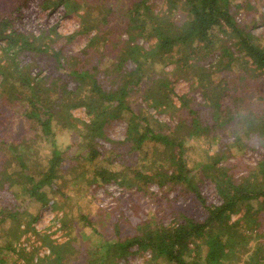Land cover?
<instances>
[{
	"label": "rangeland",
	"instance_id": "obj_1",
	"mask_svg": "<svg viewBox=\"0 0 264 264\" xmlns=\"http://www.w3.org/2000/svg\"><path fill=\"white\" fill-rule=\"evenodd\" d=\"M21 1L0 0V7L9 9L13 16L15 13V23L18 27L31 33L26 32L28 40H33V36L38 35L43 29H49L47 30L49 36L45 39L47 41L45 43H49L46 51H24L21 63L25 65V75L29 73L32 76L38 72L40 75H45L56 72L53 76L58 83L52 84L47 80L48 77H45V86L47 87L45 91L51 97L58 98V94L63 92L62 88L65 89V83H62L63 77H70L65 72L61 73L62 67H57L53 51L61 49L62 55L72 57L71 62L74 63H77V60L79 62L81 60L83 63L90 62L95 54L90 53L89 58L82 54L87 51L88 36L85 27L92 29V21H95L101 28L111 30L112 42L117 40L118 35L122 39L125 33L120 24H123L127 17V9L139 0H77L82 1L84 5L77 3L78 6L74 7L72 2L69 4V12L66 11L69 9L63 4L56 5L58 0H27L26 4L24 2L23 5L17 6ZM44 1L50 3L48 8H43ZM236 2L240 3V6L232 8V12L239 28H245L255 35L257 43L264 47V0L231 1L234 4ZM147 4L150 5L153 13L162 18L163 22L180 25L190 16L187 5L182 1L177 0L175 5H169L166 0H147ZM4 6L10 7L3 8ZM109 7H111V12L105 19L109 18L110 24L104 23V17L107 15ZM85 10L90 16L87 14V20L83 21L80 14ZM19 11L22 15L20 19L17 18ZM140 13L148 14L149 12L147 10L143 12V9H140ZM52 27L54 31L50 30ZM219 29L220 26L212 31V43L208 47L198 50L197 53L189 54L187 63L177 69L178 73L174 69L173 63L164 66L163 71L167 73L171 82L169 84L172 88L170 96L174 106L162 103L159 108L155 109L150 106V103H147V101L150 102L149 100L141 98L137 92H131V96L127 100L130 101L134 97L139 100L132 105L133 112L138 116L137 120L140 123L151 125L157 129L163 123L165 127H160L162 132H168L178 119H182L188 124L189 118L192 116L189 112L190 109L181 107V99L178 97L187 93L194 100L203 101L201 91L191 81L192 77L197 76L198 80L201 77V82H204L203 85L207 88L210 89L208 81H211L216 84L217 89L224 91L226 100L230 101L236 115L242 116L247 111L258 113L264 110V74L254 70L250 62L249 70L241 71L238 67L248 63L242 54L236 55L232 59L227 56L221 59L219 55L223 46L230 45V49L237 54L241 52V49L238 48L237 38L229 27L226 26L223 30ZM42 39H37L36 43L38 44ZM141 40L147 45L145 37ZM109 53L112 54L111 50ZM62 55L60 54V58ZM210 61L213 62L210 63ZM226 62L230 63L227 68L229 71L223 68L219 70L221 65ZM181 68H183L182 71H179ZM226 71L229 72L228 75H226ZM237 72H240L241 75H237ZM43 75L40 77L41 79ZM154 76L147 71L143 75L150 79L149 81ZM238 76L239 82H237ZM34 80L32 83L38 81L35 77ZM73 80L78 81L77 79H68L67 84L71 81L68 85L69 88H72ZM106 82L109 83L110 80L106 79ZM83 92L63 93L66 97L62 100L67 104L77 102L79 95H82ZM0 94V173H13L17 176L18 172H24L25 169L31 172L46 169L47 157L54 145L62 149L64 158L59 165L58 177L53 178V183H64L62 194L52 193L48 183L42 188L54 199V202L60 204L59 208H53L48 203L44 205L38 200L30 198L28 187L31 183L12 186L16 193L17 203L24 209V212L20 214L22 220L19 225L21 228L26 227V230L19 240L15 241L11 251H4V256L9 264H28L30 254L33 252L37 256L49 254V247L44 242L43 235L49 234L57 241H63L69 235L74 236L79 245L87 244L90 241L104 243V238L115 237L112 235L115 234L114 231L133 233L134 225L140 219L148 218L152 221L156 219L159 222L168 223L174 216H179L182 213L202 219L206 216L205 205L219 204L222 201L210 175L216 169L215 165L218 161L224 166L223 170H228L231 177L235 179L249 175L254 167L257 169L255 175L260 176L258 162L264 151L263 141L255 140L252 134L245 133L240 116H235L229 122L219 124L216 126L217 129L215 127L201 128L198 134L190 136L186 140L187 147L184 150L182 166H184L187 175L192 177L193 183L196 184L203 199L202 202L187 186L177 185L169 179L168 174L174 171L175 164L165 158V149L161 145L154 147L146 144L133 159H127L123 163L114 159L111 162L112 165L109 164L110 156L127 154V149L133 145L128 138H125V119L130 115L129 110L116 109L114 105H108L107 111L101 116L103 119L102 131L106 138L96 134L93 137L88 136L91 121L83 107L71 110L74 121L69 120L66 124H61L60 117H58L57 122L52 125L54 134L48 135L35 126L32 118L25 116L20 105L4 96L1 75ZM56 101L59 102V99ZM176 106L180 108L176 110ZM205 110L191 121L192 125H203L201 118L207 117L206 115L210 112L208 109ZM227 117L228 115H224L221 119L225 120ZM72 123L73 125H71ZM186 132L187 129H182L178 134L181 137ZM88 143L93 144L95 150L99 152L95 160L89 159L91 149ZM132 162L135 163V166L128 167ZM146 163L147 165H145ZM99 165L110 167L111 171H118L116 175L119 179L126 178L135 183L122 187L115 182L120 188L118 192L100 193L97 189L102 187V183L99 180V184L95 183L97 181H91L93 178L91 179L90 176L91 169H94L92 166L100 167ZM137 171L157 173L153 180L164 181L163 184L166 185L157 188V184L153 181H142L145 178L138 179ZM166 173L167 176H165ZM215 173L221 174L222 171L218 169ZM24 175L25 173L20 174L19 178H24ZM146 179L149 180L148 176ZM247 201H240L237 207ZM247 207H249L247 209L249 213H245L244 208H240L238 212L232 214L234 226L230 227V233L237 244L236 251L232 252L228 261L225 262L226 264H249L247 263L249 254H254L255 245L258 243L261 246V254H264V207L257 208L255 200H250ZM85 214L87 218L84 217ZM63 215L68 218L66 227L61 225V221L58 220ZM0 218L1 247L6 244L5 238H13L12 232L14 233L16 221L15 219L9 220L4 212L0 214ZM103 222L105 225L102 226ZM199 244L195 250L205 252L207 245L202 242ZM23 247L25 250L22 249ZM86 248L88 247L86 246ZM237 248L243 253L239 254ZM75 253L76 251L67 254L64 264L74 262ZM102 253L103 250L100 249L97 255ZM86 255H88L87 251ZM97 255H95L96 258ZM121 262L124 264H166L163 259L148 258V254L147 256L129 254Z\"/></svg>",
	"mask_w": 264,
	"mask_h": 264
},
{
	"label": "trees",
	"instance_id": "obj_2",
	"mask_svg": "<svg viewBox=\"0 0 264 264\" xmlns=\"http://www.w3.org/2000/svg\"><path fill=\"white\" fill-rule=\"evenodd\" d=\"M26 1L22 0L17 6L19 4L23 5L24 2L26 4ZM176 1L166 0V3L175 5ZM178 1L185 2L190 12V16L180 25H174L167 21L163 22L162 18L158 17V14L152 12L147 0H139L134 3L127 9V17L124 23L120 24V26H123L124 37L120 39L118 35L115 42H112L110 29V31L103 29L98 22L92 21V29L85 27L87 28L86 34L88 36L86 42L87 51L82 53L88 58L91 54H95L90 62L83 63V61L80 60L79 62L77 60V63H74L71 62L72 57L62 55L61 49L53 51L57 67H62L61 73L65 72L68 77L78 80H73V86L69 88L68 85L71 81L68 84L67 81L70 78L63 77L62 83H65V89L62 88L63 92L58 94V98L51 97L45 91L47 89L45 77H48L47 80L52 84L58 83L53 76L56 72L53 74L52 72L45 75L42 74V79L40 78L42 75L39 72L32 76L29 73L25 75V65L21 63L25 50L46 51L48 49L49 43H45L47 42L45 39L49 36L47 34L49 29H43L38 35L33 36V40H28L26 32L31 33L22 27H18L17 23H15V13L13 16L9 9L0 7L1 85L3 86L4 96L8 100H13L15 104L20 105L23 112H25V116L32 118L35 126L48 135L54 134L52 125L57 122L58 117H60L59 121L61 124H66L69 120L74 121L71 110L83 107L91 121L90 134L88 136L93 137L96 134L105 137L102 131L103 119H101V116L107 111V108L114 105L116 109L129 110L130 115L125 119V138H128L133 145L130 149H127V154L110 156L109 164L112 165L111 162L114 159H117L120 163L127 159H133L137 153L142 151L146 144L154 147L161 145L165 149V158L175 164L174 171L168 174L169 179L177 185L183 184L187 186L203 202L192 177L187 175L184 166H182L184 150L187 147L186 140L190 136L198 134L201 128L215 127L217 129L216 126L219 124H224L233 117L240 116L245 127V133L252 134L255 140L263 141L262 146L264 148V110L258 113L247 111L242 116L236 115V111L232 108L230 101L226 100L224 91L217 89L215 83L208 81L210 84L209 89L203 85L204 82H201V77H199V80L198 76L192 77L191 81L201 91L203 101H196L187 93L179 96L181 107L190 109L189 112L192 116L189 118L188 124L182 119H178L171 128L169 127L170 130L168 132H162L160 127H165L163 123L159 126V129L140 123L137 120L138 116L133 112L132 105L139 100L134 97L128 101L127 98L131 96L133 91L132 93L137 92L141 95V98L149 100L150 102L147 101V103H150V106L155 109L159 108L162 103L174 106L170 96L172 88L169 84L171 82L167 73L163 71L164 66L168 63H173L174 69L178 73L177 69L187 63L188 56L190 57L189 54L197 53L198 50L200 51L212 43L211 35H213L212 31L216 27L220 26L219 30H223L227 26L232 34L236 36V43L238 42V48L241 49V52L238 54L233 52L230 49L231 46L228 45L222 47L219 56H221V59L225 56L232 59V57L239 54L245 56L248 63L238 67L241 71H248L250 62L254 70L264 74V47L257 43L255 35L245 28H239L240 26L235 21L232 8L239 7L240 3H231L232 0ZM47 2H43V8L49 7L50 3ZM72 2L74 7H77L78 4L84 5L82 1L77 0H58L56 5L63 4L69 9V4ZM7 7L10 6H4L3 8ZM140 9H143V12L147 10L149 13H140ZM66 11L69 12L70 9ZM110 12L111 7L107 9V15L104 19ZM87 14L89 15L86 10L80 14L83 21L87 20ZM18 15L17 18L20 19L22 16L20 11ZM105 20L104 23L110 24L109 18ZM50 30L54 31V28L52 27ZM45 31L47 32L45 33ZM143 37H145L147 45L141 40ZM37 39L42 40L37 44ZM41 46L43 48H40ZM110 50L111 55L109 53ZM60 54L62 55L61 58ZM215 54L218 53L215 52ZM212 62L210 61V63ZM228 66H230L229 62L223 63L219 70L221 68L228 70ZM182 69L179 71H182ZM146 71L150 75H155L151 81L147 77H143ZM236 74L241 75L240 72ZM56 76L60 77L59 75ZM34 77L38 81L32 83L35 81ZM106 79H109L110 82L107 83ZM237 82H239V76L237 77ZM78 91L84 92L79 95L77 102L70 104L63 102L64 100L62 99L66 97L63 93H77ZM58 99L59 102L56 101ZM138 104L140 105V102ZM178 108L180 107L176 106V110ZM205 109L210 112L206 115L207 117L201 118L203 125H192L191 121ZM224 115H228L225 120L221 119ZM84 123L86 124V122ZM182 129H187V132L180 137L178 133ZM89 147L91 149L89 159L95 160L99 152L95 150L93 144H89ZM61 150L56 145L53 146L47 157V167L44 170L38 169L31 172L25 169L24 172H18L17 176L13 173H0V214L4 212L9 217V220L15 219L16 221L14 233L12 232L13 238H5L7 240L6 244L0 247V263L9 264L4 256V251H11L15 241L17 242L26 230V227L21 228L19 225L22 220L20 214L24 212V209L16 201V193L12 189L13 185L31 183L30 187H28L30 198L38 200L44 205L47 203L51 204L53 208L60 207V204L58 205L57 202H54V199L42 188L48 183L52 193L59 192L62 194L64 183H53V178H57L60 173L59 165L64 159ZM133 163H130L128 167L133 168L135 166V163ZM219 163L218 161L215 165L216 169L213 170L212 174H208L211 175L222 201L219 204L205 205L207 209L206 216L202 219L183 213L179 216H174L168 223L159 222L156 219L155 221L148 218L140 219L134 225L133 233H124L116 229L117 231H114L115 234H112L115 239L113 237L104 238V243L90 241L87 244L79 245L76 243L74 236L69 235L63 241H57L55 238L50 237L49 234L43 235V240L49 247V254L37 256L33 252V254H30L28 264H64L67 254H72L75 251L76 256L74 259L76 262L74 261L70 264H124L121 260L125 259L129 254H142L143 256L148 254V258L154 260L163 259L166 264H224L228 261L227 259L230 258L232 252L236 251L237 242L230 233V227L234 226L232 214L238 212L240 208H244V212L249 213V210H247L249 207L247 206H249L250 200L256 201L257 208L264 207V151L258 162L260 176L255 175L257 169L254 167L249 172V175L235 179L231 177L228 170H223L224 166ZM99 166H92L94 169H91L92 172L90 173L91 179L93 178L91 181H97L95 182L97 184H99L98 180L102 185L113 181L119 183L122 187L135 183L126 178H124L125 180L123 178L119 179L118 175H116L118 171H111L110 167ZM218 169L222 171L221 174L215 173ZM23 173H25L24 178H19L20 174ZM156 175L157 173L153 174L152 172L142 173V171H137L136 173L138 179L143 177L145 179H142V181H153L157 184V188L166 185L163 184L164 181H154L153 178ZM147 176L149 180L146 179ZM165 176H167V173ZM242 200L248 201L247 203L244 202L245 204L241 205L242 207H237ZM84 217H86V214ZM67 219L65 215L58 218L64 227H66ZM103 225H105V222L102 223ZM199 242L207 245L205 252H197L195 250L200 245ZM191 245L194 246L192 247ZM22 249L25 250V247ZM100 249L103 250V253L97 255ZM86 251L88 255H86ZM237 251L239 254L243 253L238 248ZM253 253L249 254L247 263L264 264V254H261L260 243L255 245ZM95 255L98 257L96 258Z\"/></svg>",
	"mask_w": 264,
	"mask_h": 264
},
{
	"label": "built area",
	"instance_id": "obj_3",
	"mask_svg": "<svg viewBox=\"0 0 264 264\" xmlns=\"http://www.w3.org/2000/svg\"><path fill=\"white\" fill-rule=\"evenodd\" d=\"M97 190L100 191V193L101 192H106V191H110V192H115L116 191V192H118V190H120V188L116 185L115 182L112 181L110 183L108 182V184L107 183L103 184L102 187H100Z\"/></svg>",
	"mask_w": 264,
	"mask_h": 264
}]
</instances>
